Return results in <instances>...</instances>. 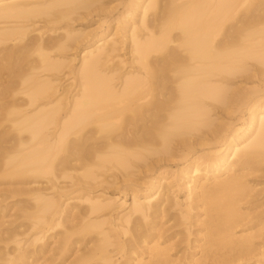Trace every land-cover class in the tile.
<instances>
[{"label":"bare ground","instance_id":"bare-ground-1","mask_svg":"<svg viewBox=\"0 0 264 264\" xmlns=\"http://www.w3.org/2000/svg\"><path fill=\"white\" fill-rule=\"evenodd\" d=\"M154 3H150V6ZM91 4V0H13L5 4L0 3V45H2L0 53H3L0 57V64L5 65V62L2 61L13 60L12 64L17 65L19 63L17 66H20H15L17 67L16 74L19 73V75L15 74L16 77L13 76L15 79H8L7 77L8 80L6 78L2 80V77H5L3 75L0 80L1 130L4 125L3 129L7 126V129L0 131V140L1 138L6 139V135L13 132L12 135L16 142L13 146L18 147L14 148L16 154L19 152L16 155L17 169L14 168L16 169L12 170L14 173L11 172L9 175L14 174L15 177V175L24 176V173L27 172H31V174L45 173L44 171L49 169L52 173L51 168L53 167L51 165L53 166L52 162L55 161L53 159L56 158L54 157L55 152L63 146L64 149L67 147L66 150L69 149L68 151H75L77 147H80L73 153L82 150L81 146L85 145L89 138L86 135L92 131L107 134L106 136L103 134L105 136L104 142L98 146V150H94L96 163H113L116 168L127 169L131 166L130 157L136 160L141 159L138 149H148V137H160L162 145L166 149L170 137L182 135V138L183 135L196 130L195 126L198 123L193 120L194 117H206L208 119L209 110L200 99L203 97L216 102L222 100L219 89L213 87V83L225 82V76L231 77L240 71L247 72L249 62H254V65L259 68L264 67V0H170L167 2L168 12L166 8V12L163 14H160V11L157 15L154 13L153 18L149 21L144 20L147 4V7L144 6L141 19L142 23L146 21L150 27L146 36L141 35V38L138 39L135 28L132 22L128 21L129 19H127V26L125 27V30L127 29L125 40L131 42V52L135 54L142 74L127 72L125 74L128 77L124 79L121 78L125 74L121 75L119 78L120 86L116 90L109 82L112 79L111 73L115 69H106L103 64L110 53L115 50L113 42L111 40L103 42L93 50L87 51L77 70L71 68L74 79L78 82V90L72 95L69 107L64 110L65 117L68 115V118L60 123L56 116L60 104L59 100L56 101L53 82L54 74L61 69L63 63L57 61L53 52L67 47V42H71L72 45L80 44L86 39L88 33L81 28L77 30L67 29L65 37H62L61 40L54 41L50 37L41 38V40L38 38L24 40L26 25L22 24V21L12 22L11 20L20 19V17L24 20L26 18L34 19L48 15L49 17L44 22L47 26L53 24V17L60 20L68 19L71 14L79 9L87 10ZM52 10L56 11V13L54 11V16L49 14ZM30 19L25 20V22ZM10 24L14 25L10 26ZM51 29L48 28L47 30L50 31ZM173 30H177L179 36L176 35L177 37L174 36L173 38ZM168 44L173 46H168ZM262 71L264 70H258L257 73L260 74ZM216 78H220V80L216 82ZM15 92L23 96L21 95V98L18 99L16 98L18 94L14 95ZM253 120V136L247 143L243 142L249 136L240 142L241 148L237 151L238 153L235 151L237 146L232 142L230 144V151L233 152L231 155L234 156L231 158L236 159H234V166L238 169L232 165V169H236L235 175H227V178L225 177L220 181L216 180L218 175L214 176L213 181L209 184L210 187L193 183V186L188 188L190 192L191 189L192 191L194 189L200 191L201 195H199L200 193L196 194L195 198L201 201L202 206L206 207V219L201 224L199 223L196 228V232L199 234L205 231L204 236L202 235L204 237L202 245L204 244L206 249L202 248V251L206 257L202 255L204 258L201 257V259L206 264H231L236 259H241L255 252L253 240L255 236L252 235L253 237H251V234H245L246 237L242 235L237 237L239 239L232 236L234 233L232 230L234 231L237 225L239 227L243 224L245 219V214L241 215L239 212V206L241 203H247V199L251 196L250 190L257 186L256 184L253 187L247 186L245 184L246 178L253 176L257 181L264 179V171L262 170V173L256 166L257 164H264V112L256 113ZM207 124L204 122V125ZM56 127L58 128L56 129ZM57 131H59L58 134H56ZM68 135H78L81 140L77 142L80 143H69L66 140ZM9 138L7 139L9 140ZM183 145L184 142L180 140L176 147L181 148ZM73 148L75 149L73 150ZM10 158H6V162ZM226 160L224 157L221 163L226 165ZM82 161L81 159L80 162ZM259 161L261 163H258ZM25 167L30 169L24 171ZM220 169L221 166L215 168L216 171ZM192 170L196 173L198 166ZM258 172L260 175H256ZM50 182L47 183L51 187L47 188L45 185L43 188L53 189L52 185L54 184L52 181ZM197 182L195 181V183ZM156 183L158 187L161 186L160 180ZM263 189L264 187L262 190H256V193L251 196L252 201L250 199L248 203L254 202L256 204L258 202L256 205L259 207L264 205ZM26 192L28 193V191ZM31 194L33 199L30 198L36 202L34 204L35 215H31L37 219L38 225L46 226V231H48L53 226L62 225L61 223L69 224L70 228L59 238V242L56 244L57 248L52 249L55 250L54 252L59 249L61 253L59 251L58 253L62 255L63 251L69 247L68 245L73 244L69 240L70 232L68 231H71L69 229L73 230V228L76 230L75 227H78L79 233L82 231L85 237L87 233L92 235L90 238L75 241L73 245L79 243L83 250L81 255L88 252L90 257H98L97 259L104 264H113L111 256L108 254V248L112 244L116 246L118 252L120 249L123 250L128 258L132 254L142 253L145 248L142 249L141 246L146 243V239L154 229V225L151 228L150 224H160L162 219H165V223L172 221L167 230L159 236L166 239L165 241H170L171 238L178 235L177 223H182L187 219L195 220L193 216H196L195 214L190 217L188 211L184 214L179 212L178 216L170 215L167 211L168 197L165 196V193L158 195L154 203H150L152 196H146L145 199L149 198L147 206L132 204L129 211L118 220L125 224L131 223L133 228H138V225L134 224L130 218L132 214H139L143 219H149V225H146V228L141 226L140 229L135 228V232L132 230L134 233L139 230L137 236L134 233L133 236L131 231L134 238L127 244L120 245L116 237L122 232L125 234V231L120 230L119 225L117 226L109 220L97 221V218L94 220L89 218L90 215H96L108 208L109 202L101 204L98 201H91V198L88 197L86 200L89 203L87 215L73 214L69 216L68 212L62 221L56 223V216L60 212L53 209L57 202L53 198L43 196L41 187H34ZM261 209L259 210L261 211ZM148 210L150 212L147 215L146 211ZM256 213L252 219L256 218L257 222L255 219L252 224L255 222L264 226V222H262L264 221V208L259 214ZM74 219L78 222L73 223ZM84 219H86L85 222ZM194 220L190 223L191 226L195 224L196 220ZM107 223L109 227L107 231H104L103 226ZM261 224H259L260 227H262ZM142 228L144 229L142 230ZM39 232L44 234L42 228L39 229ZM12 235L14 234L12 233ZM111 237L115 238L114 242L110 241ZM182 240L184 239L179 238L174 243L178 251H180L179 246ZM89 243L91 246L87 248ZM261 244L264 246L262 240L259 247ZM156 247L158 246L155 244L152 250L145 249V251L149 250V253L145 252V254L148 253L147 255L152 257L151 261L149 259L146 264H169L170 262L168 263L166 260L164 252L167 249ZM172 247L170 245L168 249H172ZM43 249L44 247H42ZM42 250L40 248L39 252L43 254L44 251ZM153 250H155L154 253H152ZM150 253L152 254L150 255ZM86 254H84L85 257ZM137 255L135 257H138ZM183 255L182 253L181 256L183 257ZM23 256H18L19 258L17 257L16 260L19 259V262H22L20 257L24 259L25 255ZM55 257L53 259L51 257V259L54 260ZM83 259L84 257L80 256L72 264H82ZM180 261L181 259L178 260V262ZM127 263L124 262V264ZM13 264L17 263L13 262Z\"/></svg>","mask_w":264,"mask_h":264},{"label":"rangeland","instance_id":"rangeland-1","mask_svg":"<svg viewBox=\"0 0 264 264\" xmlns=\"http://www.w3.org/2000/svg\"><path fill=\"white\" fill-rule=\"evenodd\" d=\"M2 1L3 2L0 1V3L5 4L13 0ZM153 1L156 2L154 3ZM169 1L170 0H91L92 4L87 10L79 9L71 14L68 19L60 20L53 17L54 22L51 25L45 26L44 24L47 17H49L48 15L39 16L34 19L26 18L25 20H31L27 22L21 17L20 19L11 20L12 22L22 21L21 23L26 25L27 30L24 40L34 38L41 40V38L45 39L47 37H50L54 41L61 40L62 37H65L67 29L77 30L81 28L85 29V32L88 33L86 39L80 44L72 45L71 42H67V47L53 52L57 61L63 63L61 69L54 74L53 82L56 101L59 100L60 104L59 112L56 115L57 118H59L60 123L68 118V115L65 117L66 113L64 110L69 107L72 95L78 90V82L75 81L71 68L77 70L81 59L86 56L87 51L93 50L103 42L109 40L113 42L115 50L110 53L106 61L102 62L106 69H115V71L111 73L112 79H110L109 82L116 90L119 89V78L121 75L127 72H133L134 74L138 73V75L142 74L139 64L136 61V56L131 52V42L125 40V31L127 30H125V27L127 26L126 21L129 19L128 21L132 22L133 27L135 28L133 29L135 30L138 39H140L141 35L146 36L148 30H150L146 21H149V19L151 20L154 13L157 15L160 11L159 13L163 14V12H166V8L168 12L169 6L167 5V2ZM149 2L154 3L155 5L153 4L150 6ZM147 4L148 7L146 6ZM144 6L147 7V9H145L144 17V20L146 21L145 23H142L141 19ZM54 11L55 10L50 11L49 14L54 16L56 13V11L55 13ZM20 22H18V25H20ZM11 25L14 24H10V26ZM48 28L52 29L48 31ZM173 31V38L174 36H179L177 35V30ZM7 44L11 45L12 43ZM170 45L172 44H168V46ZM1 47L2 45H0V48ZM2 54L3 53H0V57ZM11 61L5 60L2 61L3 63L5 62V65L0 64V69L3 70H0V80L3 75H5V77L3 76L2 80H4L3 78H6V80L13 79V76L17 73V67H20L17 66L19 63L14 65L12 64L14 61ZM254 64V62H249L247 72L240 71L234 76H225V82H212V86L219 89L221 95L220 98L222 100L216 102L203 97L200 99L209 110L207 113L208 119L206 117H194L193 120L198 123L195 126V131H190L189 134L183 135L184 137L182 138V135L170 137L166 149L165 146L162 145L160 137H148V149H138V152L141 155V159L139 160L129 156L131 166L127 169L116 168L113 163H96V154L94 150H98V146L104 142V137L107 134L105 135L103 133L104 136L102 133H95L92 131L86 135L89 137L86 140V144H80L84 146H81L82 150L73 153L78 148L80 149V147H77V149H75V147L73 148L75 151L71 150L72 153H70L71 151H68L69 149L66 150V146L65 149L63 146L61 148L59 147L60 149L58 148V151L56 150V156L54 155L56 158L53 159V161L55 160L52 162L53 166L51 165V167H53L51 168L52 173L49 169L48 171H44L45 173L36 172L35 174H31V172H27L28 175L27 173H24V176L15 175L14 177V174H9H11V172L14 173L12 170L17 169L16 155H18L19 152L16 154L15 149L18 147H14L16 142L15 137L12 135L13 132H10L11 134L7 133L8 135H6V139L1 138L0 140V142L2 141L0 143V148H2L0 149V165L2 164V167L0 166V264H13V262L17 264H72L75 259L78 257L80 258V256L84 257L82 264H104L97 259L98 257H90L88 252H85L87 253L86 257L84 255L85 253L81 255L83 250L81 249V246H79V243L73 245L75 241H81L83 238H90L92 235L87 233V236L85 237V234L82 233V231L79 233L80 230L78 227H75L76 230L74 228L73 230L69 229L72 232L68 231L70 232L69 240L73 242V244L70 243L72 245H68L69 247L67 248L68 250H65L66 252L63 251L64 253L62 252L63 254L61 255L58 253V251L60 252L59 249L57 252L52 250L57 248L56 244L59 242V238L64 232H67V229L70 227L68 223H61L62 225L59 224L53 226L52 229L46 231V226L38 225L37 219H34L32 216L33 214L35 215L36 212L34 208L36 202L35 200L33 201V198L31 197V192L34 187H41L43 196L53 198L57 202L56 207L53 209L60 212L56 216V223L62 221L68 212L69 216H72L73 214H78L79 216H82L83 214L87 215L89 203L86 200L88 197L91 198V201H98L101 204L109 202L110 206L108 208L102 210L96 215H90L89 218L91 220L97 218V221L109 220L117 226L119 225L118 227L120 230L125 231V234L122 232L116 237L119 240L120 245H125L134 238L132 237V234L135 232L134 230L136 227L133 228L131 223H121L118 219L129 211L132 204H142L147 206L149 198L145 199L146 196H152L150 203H154L156 202L158 195L165 193V196L168 197V203H166L168 213L170 215L178 216V214H180L179 212L184 214L188 211L190 217L196 214V216H193L196 221L192 219L195 221V226H191L190 223H192V220L189 219L182 223H177L176 230L178 235L175 236V238H171L170 241H165L166 239L159 236L167 230L172 221L165 223V219H162L160 224L154 223L149 225V219H143L139 214H132L130 220L138 225V228L136 229H140V226L146 228V225H149L150 227L154 225V229L156 227L155 230L153 229V232L150 231L151 235L146 239V243L142 244V249L145 248L152 250L155 244L158 246L156 248H166L167 251H164L166 254L165 258L168 263L170 262L169 264H206L201 259V257L205 256L202 251V248L205 247L204 244L202 245V241H204L202 235L205 231H202L200 234L196 232L198 224H201V222L206 219V207L202 206L201 201L195 198V195L199 194L200 191H198V189L192 191L191 189L190 192L189 187H192L193 183L204 184L207 187L213 181L212 178L214 176L218 175L216 180L220 181L223 178L225 179V177L227 178V175H235L237 168L234 166L235 158H231L234 156L231 155L233 152L230 151V144L232 142L236 145L237 148L235 151H239L241 148L240 142H243V140L249 136V138L243 142L247 143V141L253 136L254 115L258 112H264V71L260 72V74L257 73L258 70H264V67L261 66L259 68ZM7 73L9 76H6L8 75ZM16 75H19V73ZM127 77L128 75L125 74L121 79ZM215 80L217 82L220 78H216ZM17 94L18 93L15 92L14 95ZM21 95L22 94H18V97L16 98L20 99ZM22 99L25 98L22 97ZM204 122L208 124L204 125ZM4 127L5 125L3 128ZM3 128L2 130H5L7 129V126L5 129ZM57 128L58 127H56V129ZM2 130L0 127V131ZM58 132L59 131H57L56 134H58ZM7 138H9V140ZM66 140L69 143H80L77 141L81 140V137H78V135H68V139ZM180 140L184 142V145L181 148L176 147V144H178ZM9 156L12 159L15 158L12 160ZM224 157L227 159L226 165L225 163L224 165L221 163ZM6 158H10L7 159V162H9V160H11V162L7 163ZM81 159L83 160L82 162H80ZM258 163L261 162L259 161ZM219 165L221 166V169L216 171L215 168L217 169L220 167ZM232 165L236 168L235 170L232 169ZM263 165L264 164L256 165L262 173L264 171ZM195 166H198V171L196 173L192 170ZM147 167H149V169H147ZM26 168L27 167L24 168V171L30 169L29 167L28 169ZM229 169L234 171L232 172V170L230 171ZM256 175H260V172ZM48 179L54 184L52 185L53 189L43 188L45 185L47 188L49 186L51 187V185L47 183L50 182ZM32 180L35 181L36 184L35 182L33 183ZM158 180L161 181L160 187H158V184L156 183ZM195 181L198 182L195 183ZM245 184L250 187H253L255 184L257 185L256 187H253L254 189H251L253 191L250 190V195L252 196L256 193V190H262L264 187V179L257 181L253 176H250L246 178ZM26 191H28V193L30 191V193L28 194ZM199 195H201V193ZM251 196L247 199V203L251 199ZM247 203H241V205L239 204L240 206H238L241 215L245 214V219H248H244L245 223L242 222L244 225L240 223L241 225H239V227L237 225L235 227L236 229L234 231L232 230V232L235 233H233L232 236L233 238L236 237L235 239H239L237 237H241L242 235L244 237L245 234H251V237L255 236V238H253L255 242V252L241 259H236L231 264H264V246L261 244L263 247H259L261 240L264 243V226L261 223L259 224H261L262 227L255 222V224H252L256 219L253 218V220L252 216H254L260 208H262V211L264 205L259 207L256 205L258 202H255L256 204H254V202H249L248 205H246ZM250 203H253V205H250ZM255 205L257 209L254 208ZM250 206L254 209H251ZM261 211L259 210L256 214H259ZM149 212L150 210L146 211V214L148 215ZM73 221V223L78 222L76 219ZM85 221L86 219H84V222ZM249 223L251 224L249 225ZM155 224L157 225L155 226ZM251 225H253V227H251ZM108 227V223L103 226L104 231H107ZM41 228L43 229L44 234L39 232V229ZM144 228H142V230ZM138 231L139 230H136V233H134L136 236L137 233H139ZM12 233L14 235H12ZM179 238L184 239L179 246L180 251H178V249L176 250V247L174 246V243H176ZM110 241L114 242L115 238L111 237ZM169 244L173 246L172 249H168L170 247ZM201 245L202 247H200ZM41 246L44 247L43 250ZM90 246L91 243L87 245V248ZM40 248L44 251L43 254L39 252ZM145 249H143L144 251L142 250L144 253H136V255L138 254V257H135L136 255L132 254L128 258L123 250L120 249L118 252L116 246L112 244L111 247L108 248V254H110L113 264H124V262H128L127 264H146L149 262V259L151 261L152 257L147 255L149 250L145 251ZM51 250L54 253L50 252ZM138 250L137 252H140ZM154 251L155 250H153L152 253H154ZM176 251H178L177 254ZM145 252L148 253L145 254ZM39 253L41 254L39 255ZM152 253H150V255ZM182 253L184 254V258L181 256ZM23 255H25L24 259L21 258L24 257ZM18 256H21L20 259L23 260L22 262H19V259L16 260ZM53 256L55 257L54 260H52L54 258ZM162 258L165 259L164 257ZM177 259H181V261L178 262Z\"/></svg>","mask_w":264,"mask_h":264}]
</instances>
